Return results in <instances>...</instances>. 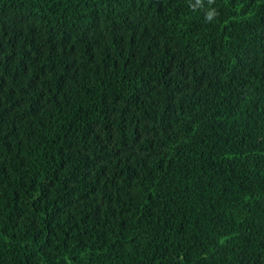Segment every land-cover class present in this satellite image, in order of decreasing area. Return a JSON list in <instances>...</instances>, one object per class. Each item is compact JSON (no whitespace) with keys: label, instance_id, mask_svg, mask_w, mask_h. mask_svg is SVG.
Segmentation results:
<instances>
[{"label":"trees","instance_id":"trees-1","mask_svg":"<svg viewBox=\"0 0 264 264\" xmlns=\"http://www.w3.org/2000/svg\"><path fill=\"white\" fill-rule=\"evenodd\" d=\"M0 264H264V0H0Z\"/></svg>","mask_w":264,"mask_h":264},{"label":"clouds","instance_id":"clouds-1","mask_svg":"<svg viewBox=\"0 0 264 264\" xmlns=\"http://www.w3.org/2000/svg\"><path fill=\"white\" fill-rule=\"evenodd\" d=\"M209 19H210V17H209Z\"/></svg>","mask_w":264,"mask_h":264}]
</instances>
